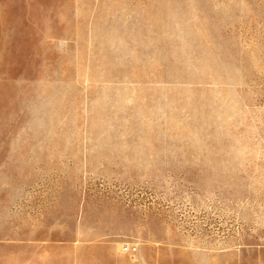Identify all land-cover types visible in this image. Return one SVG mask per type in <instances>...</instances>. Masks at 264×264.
<instances>
[{
  "label": "rangeland",
  "instance_id": "obj_1",
  "mask_svg": "<svg viewBox=\"0 0 264 264\" xmlns=\"http://www.w3.org/2000/svg\"><path fill=\"white\" fill-rule=\"evenodd\" d=\"M91 247L264 264V0H0V264Z\"/></svg>",
  "mask_w": 264,
  "mask_h": 264
},
{
  "label": "crops",
  "instance_id": "obj_2",
  "mask_svg": "<svg viewBox=\"0 0 264 264\" xmlns=\"http://www.w3.org/2000/svg\"><path fill=\"white\" fill-rule=\"evenodd\" d=\"M192 255V252H180L175 254L174 263H168L166 252L161 248L143 249L135 255L137 257H133L134 255L121 252L115 247H91L82 248L81 264H198L193 262ZM220 260L218 264H231L230 258L226 255H223ZM207 264H214V262L210 258Z\"/></svg>",
  "mask_w": 264,
  "mask_h": 264
}]
</instances>
